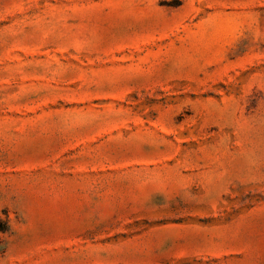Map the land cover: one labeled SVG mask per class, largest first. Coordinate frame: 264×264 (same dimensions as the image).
I'll return each mask as SVG.
<instances>
[{
  "label": "rangeland",
  "instance_id": "1",
  "mask_svg": "<svg viewBox=\"0 0 264 264\" xmlns=\"http://www.w3.org/2000/svg\"><path fill=\"white\" fill-rule=\"evenodd\" d=\"M0 264H264V0H0Z\"/></svg>",
  "mask_w": 264,
  "mask_h": 264
}]
</instances>
